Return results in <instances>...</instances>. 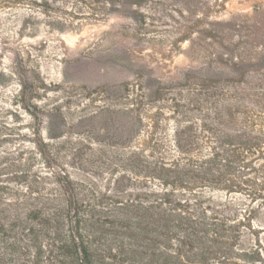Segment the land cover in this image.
I'll return each mask as SVG.
<instances>
[{
  "label": "trees",
  "instance_id": "1",
  "mask_svg": "<svg viewBox=\"0 0 264 264\" xmlns=\"http://www.w3.org/2000/svg\"><path fill=\"white\" fill-rule=\"evenodd\" d=\"M22 1L0 0V9ZM89 1L102 2L91 10L105 20L111 12L143 16L152 0ZM252 18L254 30L240 41L218 29L230 23L220 20L208 23L205 45L185 37L186 55L199 59L186 70L140 63L116 92L84 88L89 104L75 121L76 86L25 75L21 103L48 125L50 139L32 141L54 165L55 191L37 192L45 177L31 175L29 164L24 201L7 200L2 177L18 165H0V264L261 260L264 227L254 223L264 210V10ZM117 58L135 64L144 56L131 47Z\"/></svg>",
  "mask_w": 264,
  "mask_h": 264
},
{
  "label": "rangeland",
  "instance_id": "2",
  "mask_svg": "<svg viewBox=\"0 0 264 264\" xmlns=\"http://www.w3.org/2000/svg\"><path fill=\"white\" fill-rule=\"evenodd\" d=\"M92 5L101 6L102 2L23 0L0 9V165L7 161L18 165L9 176L2 177L8 179L7 200L18 197L24 201L30 180L25 168L29 164L31 175L37 174L40 181L45 177L37 192L46 195L55 191L54 165H46L33 142L36 134L50 139L48 125L39 113H31L21 103L20 85L25 75L29 79L31 73H40L50 87L76 86L73 109L68 114V119L75 121L81 115L80 107L89 104L87 97L79 95L84 88L93 90L105 85L116 92L120 82L126 75H134L140 63L163 71L186 70L199 59L191 60L186 55L191 41L185 37H190L196 47L205 45L203 32L213 26L208 23L220 20L230 23L218 29L229 33L232 41H240L254 30L255 11L264 10V0H152L139 9L143 16L111 12L105 20H96ZM131 47L144 56L136 61L138 64L117 58ZM32 102L52 105L54 101ZM94 104L105 102L98 99ZM99 127L100 123H93L95 130ZM31 156L35 160L29 162ZM254 224L264 227V210ZM260 237L264 246V230ZM260 259L255 264H264V253Z\"/></svg>",
  "mask_w": 264,
  "mask_h": 264
}]
</instances>
